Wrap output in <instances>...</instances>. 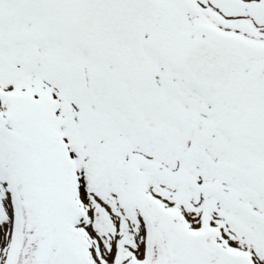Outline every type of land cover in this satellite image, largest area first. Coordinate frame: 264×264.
<instances>
[{
  "label": "snow or ice",
  "instance_id": "snow-or-ice-1",
  "mask_svg": "<svg viewBox=\"0 0 264 264\" xmlns=\"http://www.w3.org/2000/svg\"><path fill=\"white\" fill-rule=\"evenodd\" d=\"M0 264H264V0H0Z\"/></svg>",
  "mask_w": 264,
  "mask_h": 264
}]
</instances>
